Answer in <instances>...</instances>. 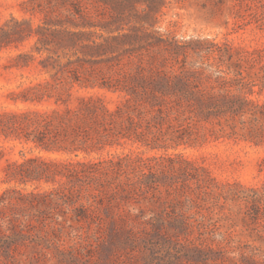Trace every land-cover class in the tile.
<instances>
[{
	"label": "trees",
	"instance_id": "1",
	"mask_svg": "<svg viewBox=\"0 0 264 264\" xmlns=\"http://www.w3.org/2000/svg\"><path fill=\"white\" fill-rule=\"evenodd\" d=\"M165 5V0H22L31 17L12 16L0 25V53L33 39L35 53L16 54L9 68L25 69L37 60L48 77L22 87L12 99L53 106L0 110V137L75 159L7 160L5 182L64 179L84 192L93 181L99 192L128 201L139 193H169L179 183L177 173L199 185L210 176L181 155L179 161L135 152L87 156L127 142L166 152L210 137L264 142V104L246 96L242 59L233 61L229 52L235 69H224L220 51L204 58L199 50L165 38L154 29ZM37 15L39 23L33 20ZM244 59L259 68L264 88V50ZM78 88L121 93L123 99L110 107L101 95H75ZM3 157L0 150V161ZM87 201L86 207L94 206ZM83 208L81 218H87Z\"/></svg>",
	"mask_w": 264,
	"mask_h": 264
},
{
	"label": "rangeland",
	"instance_id": "2",
	"mask_svg": "<svg viewBox=\"0 0 264 264\" xmlns=\"http://www.w3.org/2000/svg\"><path fill=\"white\" fill-rule=\"evenodd\" d=\"M21 2L0 0V25L12 16L31 17ZM165 2L154 29L170 41L199 50L204 58L211 50L220 51L224 69H235L229 52L233 61L241 58L240 72L250 90L246 96L263 105L262 73L244 58L264 50V0ZM40 17L34 16V22L39 23ZM33 44L32 39L0 53V110L53 106V102L12 99L22 87L48 77L37 60L25 69L9 68L16 54L35 53ZM74 94L101 95L110 107L123 99V94L107 90L78 88ZM0 150H4L0 161V264H264V142L210 137L202 144L168 152L127 142L87 156L97 160L135 152L145 157L168 154L179 161L177 155H181L210 176L206 184L199 185L177 173L176 189L169 193L162 189L156 195L139 193L128 201L99 192L93 181L87 182L84 192L64 179L7 183V160L74 156L40 152L32 143L3 137ZM87 199L93 207H86ZM83 207L87 218H81Z\"/></svg>",
	"mask_w": 264,
	"mask_h": 264
}]
</instances>
